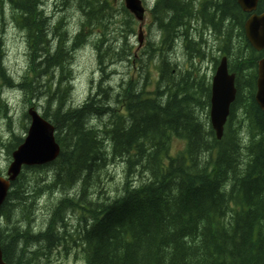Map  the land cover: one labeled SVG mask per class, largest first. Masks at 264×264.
Segmentation results:
<instances>
[{
    "label": "trees",
    "instance_id": "obj_1",
    "mask_svg": "<svg viewBox=\"0 0 264 264\" xmlns=\"http://www.w3.org/2000/svg\"><path fill=\"white\" fill-rule=\"evenodd\" d=\"M61 1V14L75 6ZM75 1L80 23L70 22V29L69 17L48 16L42 0H0V13L10 8L28 49L27 71L16 82L4 65L1 29L0 82L23 92L32 106L33 99L45 98L43 116L55 126L61 149L54 162L24 169L48 168L52 176L28 189L22 172L0 207L5 263L43 264L63 246L80 247L86 264H264V111L255 100L264 52L245 37L250 15L237 0H155L149 14L158 32L136 52L129 39L137 22L124 4L117 32L110 29L111 0ZM263 12L260 0L256 13ZM191 25L224 35L218 51L236 75L237 96L221 140L210 124L205 40L190 39ZM86 41L101 75L84 102L71 106L73 54ZM183 44L185 68L171 56ZM114 62L130 68L118 89L111 85L116 72H109ZM0 109L6 113V103ZM96 119L107 122L96 126ZM11 136L9 153L23 142ZM176 140L183 145L174 151ZM112 163L123 165L120 193L92 194ZM46 195L51 207L39 229L35 207ZM76 213L72 230L69 219Z\"/></svg>",
    "mask_w": 264,
    "mask_h": 264
},
{
    "label": "rangeland",
    "instance_id": "obj_2",
    "mask_svg": "<svg viewBox=\"0 0 264 264\" xmlns=\"http://www.w3.org/2000/svg\"><path fill=\"white\" fill-rule=\"evenodd\" d=\"M44 2V9L48 16H53L52 18H57L62 15V17H69L67 19V23L72 29V24L80 23V16L81 13L77 9L76 10V1H70L68 3L75 4L74 8L69 12H62V1L61 0H42ZM112 4L114 5V16L111 20L113 24L110 25V29L115 28L118 31V28L121 27V21L123 19L122 15V4H124V0H111ZM149 6L148 9L150 10V6L154 2V0H145ZM5 13H0V31L3 30V41L4 46L6 49V56L4 65L8 70L10 76L18 82L26 73L28 68V49L26 43V34L22 30L18 29L11 20L10 8L4 6ZM55 20V22L57 21ZM136 27V35L129 39V43L134 46L136 52L141 51L143 48H146L148 38L153 37L157 32V28L152 25V20L150 17L149 12L145 18L144 23V45L143 47H138L139 40H138V31L139 25L137 23ZM113 29L112 31H114ZM202 36V35H201ZM199 36V37H201ZM96 38L93 39L95 41ZM118 43H114L117 45ZM179 45V44H178ZM177 45L176 50L172 56V60L178 65H182V68L188 66V62H186V55L183 53L182 49H179ZM212 46L211 44H209ZM206 47V44H204ZM207 50V49H206ZM215 57H220L218 52L214 53ZM221 59V57H220ZM207 63H203L202 71L206 73V76L209 80H212L213 75L215 74L214 70H212L211 57L207 58ZM157 62V61H156ZM157 64V63H156ZM72 69H73V76H74V90L72 94V98L70 101L71 106H78L84 102V100L88 97L91 87L93 84H97L100 79V70L97 63V56L96 51L93 47L92 43H88L87 41L80 46L77 50L74 51L73 60H72ZM112 66V67H111ZM109 69V72L115 71L116 73L112 75L111 78V85L114 89H118L122 80L128 78L130 74V68L128 67L127 63H113ZM150 78L153 80L158 79V72L156 68L151 65L149 67ZM44 83V82H43ZM153 90V87L150 88ZM44 91V89L42 90ZM42 96V95H40ZM4 100V102H3ZM5 101L8 102V110L5 113L3 109H0V176L5 177L7 175L8 168L12 162V153L8 152L6 148V144L11 139V134L14 133L16 136L23 138V140L27 137L28 129L30 127V118L29 116L26 117L25 114L28 113L29 109L35 108L39 111L42 115L45 112L46 103L45 98L38 97L33 99V106L30 105L26 101V97L23 92L18 91V89H13L10 87L4 86L3 83L0 82V105L5 104ZM107 119H96L93 121V125L101 126ZM182 143L178 140L174 142V151L180 150L182 148ZM24 172V170H23ZM25 179L27 182L28 189H33L36 187V184L43 179H48L49 176H52L50 169L41 170L40 169H29L25 170ZM51 173V174H50ZM18 179V178H17ZM101 184L99 188L95 189L93 187L91 189V193L98 191L105 192L104 196H109L110 198L116 197L120 193L121 182L124 179L123 174V165L121 163H112L109 166L108 171L106 174L102 175L101 177ZM98 195V194H97ZM103 196V199H104ZM102 199V200H103ZM37 206L35 207L34 213V224L36 227L41 229L48 219L51 199L48 195L42 196L41 200L37 201ZM81 214H71L69 219L70 226L72 230L77 226L78 216ZM3 226H6L4 220L2 221ZM51 257L48 260H45L43 264H86L84 260V256L82 253V249L80 247H70L67 250L65 247L60 246L55 248L51 251Z\"/></svg>",
    "mask_w": 264,
    "mask_h": 264
},
{
    "label": "water",
    "instance_id": "obj_3",
    "mask_svg": "<svg viewBox=\"0 0 264 264\" xmlns=\"http://www.w3.org/2000/svg\"><path fill=\"white\" fill-rule=\"evenodd\" d=\"M260 0H237L240 8L251 14L244 25L248 42L257 51H264V13L257 14ZM126 8L140 22L145 19L146 10L141 0H125ZM142 38H140V43ZM235 74H230L227 58H223L212 82L210 120L218 139L230 115V108L237 96ZM255 100L264 111V57L258 63L257 91ZM30 127L24 142L12 153V162L7 176H0V207L5 202L12 184L24 167H40L54 162L61 149L56 140V128L39 112L31 108L28 112ZM0 264H6L0 247Z\"/></svg>",
    "mask_w": 264,
    "mask_h": 264
},
{
    "label": "flooded vegetation",
    "instance_id": "obj_4",
    "mask_svg": "<svg viewBox=\"0 0 264 264\" xmlns=\"http://www.w3.org/2000/svg\"><path fill=\"white\" fill-rule=\"evenodd\" d=\"M191 28V32H190V39L191 38H195L197 36V39H199V36L202 35L203 33V29L200 27V29H196L194 28L193 25L190 26ZM205 36H206V56L207 58L210 57L214 58V53L218 52L219 50V45L220 43H223L221 40L224 38V35H220L218 30L213 29L211 26L210 28H205ZM209 44H211L212 46H210ZM183 48H184V52L185 54H187L188 50H187V44H183ZM219 53V52H218ZM212 64V70H215L218 66L217 62L211 61L210 62Z\"/></svg>",
    "mask_w": 264,
    "mask_h": 264
}]
</instances>
